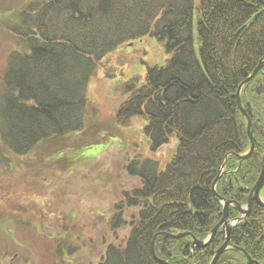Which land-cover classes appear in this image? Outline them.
Wrapping results in <instances>:
<instances>
[{"label": "trees", "instance_id": "1", "mask_svg": "<svg viewBox=\"0 0 264 264\" xmlns=\"http://www.w3.org/2000/svg\"><path fill=\"white\" fill-rule=\"evenodd\" d=\"M17 18L13 36L24 47L6 57L0 98V167L15 170H0V186L30 195L42 231L50 234L46 224L54 235L75 236L85 222L75 217L76 208H96L85 181L99 171L118 177L111 148L121 150L122 165L125 156L123 145L100 142L104 135L86 127L89 82L108 54L148 35L165 59L143 61L142 74L113 79L111 93L121 97L113 122L126 127L142 119L149 150L175 141L173 153L159 171L153 158L127 160L124 169L137 172L140 184L105 191L98 211L108 214L106 223L76 236L84 241L83 256L74 258L64 242L58 251L63 264L72 258L73 264H163L153 257V235L187 231L159 233L155 255L170 264H208L221 240L196 247L192 256L189 243L192 236L203 239L221 217L211 190L218 168L224 161L233 172L220 175L216 192L244 203L264 150V65L239 90L254 143L244 159L237 155L249 147L247 120L236 100L239 85L264 59V0H38ZM98 143L107 149L88 160L73 158ZM229 242L215 264H240L244 255L235 246L264 263V207L253 202Z\"/></svg>", "mask_w": 264, "mask_h": 264}, {"label": "rangeland", "instance_id": "2", "mask_svg": "<svg viewBox=\"0 0 264 264\" xmlns=\"http://www.w3.org/2000/svg\"><path fill=\"white\" fill-rule=\"evenodd\" d=\"M33 1L38 0H0V23L2 24H0V98L3 90L2 74L7 65L6 57L11 50H22L24 47L20 43L21 41L13 36L14 31L12 29L18 21V11ZM164 59L165 54L162 49L152 37L146 35L138 42H126L108 54L100 62L95 77L89 82L86 127L90 128L92 132H99L104 135L97 139L100 142H109L107 140L111 139V142H115L119 146L123 145L125 156H123L122 165L121 150L116 146L111 148L107 154L111 155L109 159H113V165L119 170L118 177H114V172L112 175L110 172L109 175L108 171H99L95 177L89 176L90 179L85 181V184L90 183L91 185L86 191L95 193L93 199L96 201V208L90 205L76 208L75 217L78 221L85 222L76 225L73 231L75 236L69 237V232L66 231V234L54 235L55 232L53 233L52 230L48 229L51 227L46 224L44 226L48 227L46 230L50 234L42 231V225L36 217L37 212H33L30 208L34 205L30 195L28 196L25 191L14 193L10 189H4L0 186V264H63L61 260L63 255H60V251H58L62 242H64L65 247L69 245L70 247H68L73 249L74 258L76 254L83 256L82 254L85 252L84 241H82V237L76 236L80 232H84L83 237L87 236L89 233L88 225H94L98 222L106 223L108 214L102 212L99 215L98 211V206L101 205L102 201L101 197L107 196L105 191L116 194L121 188L130 189L140 184L137 172L131 174L124 169L125 162L136 157L140 159L149 157L156 160L157 171L164 168L173 153L175 141H171L170 145L167 144L155 152L150 151L148 139L142 132L144 125L142 119L134 117L129 126L126 127H120L113 122L112 116L121 101V97L111 93L113 79L123 75L129 77L133 74H142L145 69L143 61L161 64ZM109 74L111 78H109ZM105 145V143L93 145L85 150V156L74 154L73 158L88 160L97 156L100 151L107 149ZM105 159H108L107 156ZM140 159L138 160L141 161ZM140 164L141 162L136 165V168H139ZM0 170L3 171L1 175H5V172L12 175L11 171L15 168L13 166L0 167ZM58 199H66V197L61 198V193H59ZM104 204L107 206V199ZM86 222L88 224H85ZM96 247L98 246L96 245ZM63 250L66 252L65 248ZM74 258L70 260L72 264Z\"/></svg>", "mask_w": 264, "mask_h": 264}, {"label": "water", "instance_id": "3", "mask_svg": "<svg viewBox=\"0 0 264 264\" xmlns=\"http://www.w3.org/2000/svg\"><path fill=\"white\" fill-rule=\"evenodd\" d=\"M256 16V14L253 16V18ZM264 65V59L259 61V63L255 66V68L251 71V73L242 81V83L239 85V88L237 90V93H236V100H237V104H238V107L239 109L241 110V112L243 113V115L246 117V120H247V123H246V131H247V135H248V138H249V147H248V150L244 153H241V154H238L237 156L240 158V159H244L246 157H248L252 150H253V146H254V143H253V138H252V134H251V121H250V118L249 116L247 115V113L245 112L244 108L242 107L241 105V102H240V99H239V90H240V86L245 83L246 81H248L249 79H251L254 74L261 68V66ZM223 165H224V161L222 162V164L219 166L218 168V173L217 175L215 176L214 180H213V183H212V187H211V190H212V193L215 195V197L221 202L222 204V217L220 219L219 222H217L211 229V232L209 234V236L203 240H198L196 239L195 237L192 236V242H191V250L194 248V246H204L206 245L207 243H209L210 239L212 238V236L214 235L216 229L219 227V226H222V229H223V233H224V236H223V241L222 243L215 249V251L213 252V255L211 256L208 264H214L217 260V258L219 257V255L227 248H229V232H230V229L232 228L233 225L236 224V221L235 220H230L228 221L226 219V215H227V208H228V205H233L235 207V209H237L240 213H242L243 215L239 216L238 219H242L244 220L245 219V213H247V210L250 208L251 206V202L252 201H255L257 202L259 205H261L262 207H264V201L261 200L260 198V195H259V192L260 190L264 187V150H263V154H262V157H261V160H260V165H259V172H258V175H257V178L255 179L253 185L251 186L250 190H249V193L247 194V197H246V209L241 207L240 205L238 204H235L233 201L231 200H228V199H223L215 190V183L216 181L218 180L221 172H222V168H223ZM234 203V204H233ZM237 219V220H238ZM159 233H164V234H167V235H170V236H174V237H180L184 234H187V231H180V232H177V233H166V232H156L153 237H152V240H151V251H152V254H153V257L155 259H157L158 261H160L161 263L163 264H170L168 262L167 259H161L159 257H157L155 255V252H154V248H153V242H154V239L155 237L159 234ZM234 247V246H233ZM235 249L239 250L242 254H244L245 258H246V262L245 264H260L258 263L257 261L251 259L248 255V253L241 247H238V246H235L234 247Z\"/></svg>", "mask_w": 264, "mask_h": 264}, {"label": "flooded vegetation", "instance_id": "4", "mask_svg": "<svg viewBox=\"0 0 264 264\" xmlns=\"http://www.w3.org/2000/svg\"><path fill=\"white\" fill-rule=\"evenodd\" d=\"M237 168H238V165H237ZM233 172V170H230V169H225L224 168V165H223V168H222V172H221V174L220 175H222V174H224V173H227V174H231ZM219 178H220V176H219ZM219 178H218V180H219ZM217 182V181H216ZM215 185H216V183H215ZM253 185V184H252ZM251 188V187H250ZM250 190V189H249ZM248 193H249V191H248ZM247 193V194H248ZM220 195V194H219ZM259 195H260V198H261V200H264V187L260 190V192H259ZM221 196V195H220ZM223 199H228V200H231V201H233L235 204H238V205H240L241 207H243V208H245L246 209V198H245V202L244 203H240V202H238L235 198H229V197H224V196H221ZM246 197H247V195H246ZM219 201V200H218ZM253 202H255V201H252L251 202V205H252V203ZM233 203V204H234ZM255 203H257V202H255ZM258 204V203H257ZM220 205L222 206V204H221V202H220ZM259 205V204H258ZM261 206V205H260ZM231 209H234L235 211L232 213V211H231ZM250 210H251V206H250V208L247 210V213H245L244 215H245V219L244 220H242V219H238V217L239 216H241V215H243L242 213H240L237 209H235V207L233 206V205H228V208H227V215H226V219L228 220V221H230V220H235L236 221V224L235 225H233L232 226V228L234 227V226H236V225H241V224H244L245 223V221L247 220V216H248V214L250 213ZM221 217H222V214H221ZM221 217H220V219H221ZM220 219L218 220V222L220 221ZM238 219V220H237ZM216 224V223H215ZM214 226V225H213ZM212 229V228H211ZM211 229H210V231L208 232V234L203 238V239H205V238H207L208 236H209V234H210V232H211ZM231 230V229H230ZM230 233V232H229ZM223 236H224V233H223V229H222V226H219L217 229H216V231H215V233H214V235L212 236V238L210 239V241L211 240H213L214 238H216V239H218L219 241L221 240V242H220V244L222 243V241H223ZM194 237V236H193ZM197 239V238H196ZM203 239H198V240H203ZM209 241V242H210ZM191 242H192V238H191V241H190V243H189V247H190V256H192V252H193V249H195L196 247H199V246H194V248L191 250ZM208 244V243H207ZM206 244V245H207ZM219 244V245H220ZM218 245V246H219ZM217 246V247H218ZM231 247V245H230V242H229V248ZM239 247V246H238ZM242 248V247H241ZM244 249V248H243ZM245 250V249H244ZM246 251V250H245ZM247 252V251H246ZM248 253V252H247ZM244 255V254H243ZM248 255H249V257L251 258V259H253V260H255V261H257L256 259H254V258H252L251 256H250V254L248 253ZM220 256V255H219ZM235 257H241V256H239V255H235ZM219 258V257H218ZM217 258V259H218ZM217 261V260H216ZM245 262H246V258H245V256H244V259H241V261H240V264H245ZM258 262V261H257ZM216 263V262H215ZM214 263V264H215ZM258 263H260V262H258ZM260 264H264V263H260Z\"/></svg>", "mask_w": 264, "mask_h": 264}]
</instances>
